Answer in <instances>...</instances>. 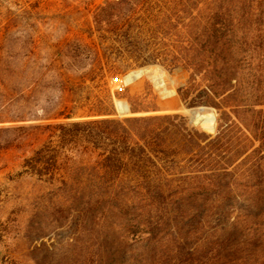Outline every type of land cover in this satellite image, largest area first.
<instances>
[{"label": "rangeland", "instance_id": "1", "mask_svg": "<svg viewBox=\"0 0 264 264\" xmlns=\"http://www.w3.org/2000/svg\"><path fill=\"white\" fill-rule=\"evenodd\" d=\"M0 264H264V0H0Z\"/></svg>", "mask_w": 264, "mask_h": 264}, {"label": "trees", "instance_id": "2", "mask_svg": "<svg viewBox=\"0 0 264 264\" xmlns=\"http://www.w3.org/2000/svg\"><path fill=\"white\" fill-rule=\"evenodd\" d=\"M123 1H125V0H118V3H122ZM222 50H224V49L222 48ZM210 65L212 68L211 71H214L213 67H215V64L210 63ZM192 69L199 71L195 67V65H192ZM213 84H214L213 81L208 79V87L210 88V90H215V87ZM215 94H217V93L215 92ZM200 101L202 103H213V101H212V99H210V97H202L200 99ZM132 109H134V108H132ZM153 117H157V118H161V119H171V121L178 118V122H176V124L181 128L185 127L183 120L181 119V117H179L178 114H164V115H156ZM129 119H131V118H123L121 121H128ZM141 138H142V143L138 142V141L137 142L135 141V143H134V147L137 149V156H142L143 154H145V145L147 143L145 141H143V137H141ZM102 153H105V151H103ZM122 154H124V153L123 152H117L116 153L114 150L111 149V150H109V152H107L106 159H110V157H111V158L116 159V160H122V156H123Z\"/></svg>", "mask_w": 264, "mask_h": 264}, {"label": "water", "instance_id": "3", "mask_svg": "<svg viewBox=\"0 0 264 264\" xmlns=\"http://www.w3.org/2000/svg\"><path fill=\"white\" fill-rule=\"evenodd\" d=\"M148 66H151V65H146L145 67H148ZM132 71H135V70H132ZM131 72V71H130ZM129 73V72H128ZM127 73V74H128ZM126 74V75H127ZM174 110H177L178 112H183L185 113V115H181L180 117H182L183 119L187 120V121H190V122H194L198 125H201V119L203 118V112L201 111L202 108H195V109H192V110H185L186 107L185 105L182 103V102H178L177 105H175L173 107ZM128 110H129V113L128 114H131L132 113V110L130 109L129 105H128ZM113 112L117 113V114H120V115H123L120 113L118 107L116 106V103H114V107L112 109ZM202 126V125H201Z\"/></svg>", "mask_w": 264, "mask_h": 264}, {"label": "bare ground", "instance_id": "4", "mask_svg": "<svg viewBox=\"0 0 264 264\" xmlns=\"http://www.w3.org/2000/svg\"><path fill=\"white\" fill-rule=\"evenodd\" d=\"M116 106L118 107L121 114L129 113L128 106L125 103H122L120 101H115Z\"/></svg>", "mask_w": 264, "mask_h": 264}]
</instances>
